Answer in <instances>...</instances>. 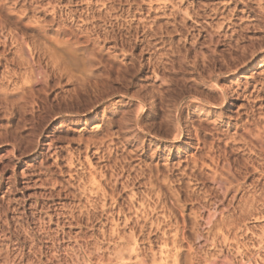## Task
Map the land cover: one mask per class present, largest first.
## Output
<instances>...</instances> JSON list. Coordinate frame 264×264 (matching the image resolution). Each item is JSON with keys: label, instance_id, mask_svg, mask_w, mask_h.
Segmentation results:
<instances>
[{"label": "rangeland", "instance_id": "374dc122", "mask_svg": "<svg viewBox=\"0 0 264 264\" xmlns=\"http://www.w3.org/2000/svg\"><path fill=\"white\" fill-rule=\"evenodd\" d=\"M0 2V264H264V0Z\"/></svg>", "mask_w": 264, "mask_h": 264}, {"label": "bare ground", "instance_id": "6f19581e", "mask_svg": "<svg viewBox=\"0 0 264 264\" xmlns=\"http://www.w3.org/2000/svg\"><path fill=\"white\" fill-rule=\"evenodd\" d=\"M8 1H9V0H2V3H3V2H6V3H7ZM18 1H19V0H18ZM30 1L32 2V0H30ZM15 2H16V1H15ZM0 3H1V2H0ZM6 3H5V5H6ZM10 3H11V2H10ZM12 4H13V3H12ZM31 4H32V3H31ZM34 4H35V3H34ZM49 4H50V3H49ZM13 5H14V4H13ZM15 5H16V3H15ZM15 5H14V7H15ZM3 6H4V4H3ZM11 6H12V5H11ZM49 6H50V5H49ZM14 7H13V8H14ZM2 8H4V7H2ZM34 8H35V6H34ZM34 8H33V9H34ZM11 9H12V7H11ZM53 9H54V8H53ZM2 10H3V9H2ZM52 11H53V13H54V10H52ZM21 12H22V13H21ZM27 12H28V10H27V9H24V10L20 11L19 13H21V14H22V17H23L24 14H26ZM25 16H26V15H25ZM53 18H54V17H53ZM94 28H95V27H94ZM86 34H87V33H86ZM86 37H87V36H86ZM86 37H85V38H86ZM86 40H87V39H86ZM99 41H100V40H99ZM3 42H4V41H3ZM87 43H88V42H87ZM3 44H5V42H4ZM17 45H18V44H17ZM97 45H98V44H97ZM4 46H6V45H4ZM21 46H22V45H20V47H21ZM97 47H98V46H97ZM20 49L23 50L24 48L21 47ZM19 51H21V50H19ZM96 51H97V50H96ZM19 53H20V52H19ZM19 53H18V54H19ZM21 53H22V52H21ZM93 53H94V52H93ZM96 53H97V52H96ZM96 53H95V54H96ZM99 53H100V52H99ZM99 53H98V54H99ZM3 54H4V52H3ZM22 55H23V54H22ZM92 55H94V54H92ZM1 56H2V54H1ZM30 56H31V55H30ZM4 57H5V56H4ZM4 57H3V58H4ZM16 57H17V56H16ZM22 57H23V56H22ZM31 58H32V57H31ZM33 59H34V58H33ZM4 60H5V59H4ZM13 60H14V59H13ZM5 61H8V59H6ZM9 61H10V60H9ZM19 62H20V61H19ZM6 63H7V62H6ZM28 63H29V62H28ZM7 64H8V63H7ZM17 64H18V63H17ZM25 64H26V63H25ZM33 64H34V63H33ZM29 65H30V63H29ZM37 65L39 66V64H37ZM22 66H23V65H22ZM33 66H34V65H33ZM30 67H32V66H30ZM36 68H37V67H36ZM17 70H18V69H17ZM33 70H34V69H33ZM33 70H31V71L33 72ZM35 70H36V69H35ZM40 72H41V71H40ZM40 72H39V73H40ZM17 73H18V72H17ZM39 73L37 72V75H38ZM35 74H36V73H35ZM14 75H15V74H14ZM30 75H31V74H29L28 77H30ZM40 75H41V74H39V76H40ZM41 76H43V74H42ZM31 77H32V78H30L31 80L34 79L36 82H39V80L36 78V76H35V78H33V76H31ZM7 80H8V79H7ZM35 81H34V82H35ZM40 82H41V81H40ZM40 82H39V83H40ZM29 83H30V82H29ZM26 84L28 85V83H26ZM26 84H25V85H26ZM23 85H24V84H22V86H23ZM25 85H24V86H25ZM1 86H2V85H1ZM22 88L24 89V87H22ZM236 89H237V88H236ZM23 91L26 92L25 89H24ZM230 91H231V90H230ZM231 92H232V91H231ZM233 92H234V91H233ZM236 92H237V91H236ZM0 94H1V93H0ZM232 95H233V94H232ZM238 95H239V94H238ZM221 96H222V95H221ZM233 96H234V95H233ZM223 99H224V95H223ZM5 100H6V99H5ZM221 100H222V99H221ZM223 101H224V100H223ZM228 102H229V98H228V100L226 99V105H229ZM187 104H188V103H187ZM249 117H250V116H249ZM262 118H264V117H262ZM262 120H263V119H262ZM259 121H260V120H259ZM259 121H258V122H259ZM256 124H257V123H256ZM246 125H247V124H246ZM251 125H252V124H251ZM262 126H263V125H262ZM259 129H260V128H259ZM263 129H264V128H263ZM248 130H250V129H248ZM173 131H174V129H173ZM250 131H251V130H250ZM198 132H199V131H198ZM248 132H249V131H248ZM248 132H246V135H247ZM196 133H197V132H196ZM196 133H195V134H196ZM254 133H255V132H254ZM251 134H252V133H250V135H251ZM246 135H245V136H246ZM257 135H258V134H257ZM262 135H263V134H262ZM248 136H249V135H248ZM218 137H219V136H218ZM256 137H257V140L255 139ZM173 138H174V137H173ZM193 138H194V137H193ZM253 138H254V137H253ZM255 138H254V139H255L256 141H258V143H260L261 146L264 145V141H263V139H261V135H260V134H259L258 136H255ZM263 138H264V137H263ZM237 139H238V138H237ZM230 140H231V139H230ZM242 140H243V139H242ZM243 141H245V140H243ZM248 143H249V142H248ZM202 145H203V144H202ZM212 146H213V145H212ZM199 147H200V146H199ZM263 147H264V146L261 147V153L264 152V148H263ZM259 148H260V147H259ZM208 149H209V148H208ZM208 149H207V150H208ZM211 149H212V148H211ZM211 149H210V150H211ZM217 149H218V148H217ZM242 149H244V148H242ZM222 150H224V149H222ZM201 152H202V151H201ZM211 152H212V151H211ZM224 152H225V151H224ZM209 153H210V151H209ZM209 153H208V154H209ZM225 153H226V152H225ZM203 154H204V153H203ZM200 155H201V154H200ZM201 157H202V156H201ZM201 157H200V158H201ZM206 159H207V158H206ZM251 159H252V158H251ZM222 160H223V159H222ZM233 160H234V159H233ZM196 161H197V160H196ZM199 161H200V160H199ZM203 161H204V160H203ZM211 161L213 162V164L215 163L213 159H211ZM212 162H211V163H212ZM257 162H258V161H257ZM262 162H263V161H262ZM213 164H212V165H213ZM224 164H225V167L222 166V168H224V170H225V172H226L225 175H231L232 179H233L234 177H236L235 175H234V177H233L232 173H230V170H231V169H230V168H231L230 163H229V162H226V163H224ZM240 164H241V163H240ZM200 165H201V164H200ZM214 165H215V164H214ZM217 165H218V163H217ZM217 165H215V167H214V168H216V169H214V168L212 169V168H211L210 171H213V170H214L213 172H214V173H217V172H216L217 169H218ZM220 165H221V164H220ZM239 166H240V165H239ZM255 166H256V164H255ZM194 167H195V166H194ZM212 167H213V166H212ZM194 169H195V168H194ZM219 169H220V167H219ZM200 170H201V169H200ZM207 170H208V169H207ZM245 170H246V169H245ZM233 171H234V170H233ZM199 172H200V171H199ZM204 172H205V171H204ZM220 172H221V171H220ZM221 173H223V172H221ZM221 173H220V174H221ZM223 174H224V173H223ZM210 175H211V174H210ZM225 175H224V178H223V176L220 177V178L218 177V179H220L219 182H218L216 179H214V180L217 181L218 183H222L221 181H224V183H225V182H227L228 180H230V179H228V176L225 177ZM204 176H206V175H204ZM211 177H212V176H211ZM191 178H193V177H191ZM259 179H260V178H259ZM202 180H203V179H202ZM212 181H213V180H212ZM231 181H232V180H231ZM199 182H200V181H199ZM213 182H214V181H213ZM213 182H212V183H213ZM228 182H229V181H228ZM228 182H227L226 184H228ZM232 182H233V181H232ZM232 182H231V183H232ZM224 183H223V184H224ZM216 185H217V184H216ZM221 185H222V184H221ZM224 185H225V184H224ZM219 186H220V185H219ZM220 187H221V186H220ZM237 187H238V186H237ZM253 197H254V196H253ZM253 200H254V199H253Z\"/></svg>", "mask_w": 264, "mask_h": 264}]
</instances>
